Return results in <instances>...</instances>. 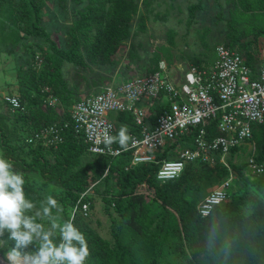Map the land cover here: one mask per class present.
I'll return each instance as SVG.
<instances>
[{"label":"trees","instance_id":"16d2710c","mask_svg":"<svg viewBox=\"0 0 264 264\" xmlns=\"http://www.w3.org/2000/svg\"><path fill=\"white\" fill-rule=\"evenodd\" d=\"M17 1L13 7H8L12 9V13L9 12L8 17L1 21V24L8 23V26L1 25L3 29L0 45L4 48L0 49V53L13 52L20 45L31 54V62L26 69L21 70L20 74L24 79L21 78L19 82L20 95H10L18 98L23 110L13 111L4 101L14 116V122L19 126L20 137L12 132L14 138L9 141L5 129L0 125L1 154L14 162V170L24 174L26 196L37 207L44 199L32 187L29 175L39 176L45 187L53 185L63 191L62 210L66 214L65 219H70L72 209L80 196L90 190L94 182H101L104 187L101 197L105 213L111 214V207L119 218L120 225L130 229L141 239L139 244L135 238L122 242L118 232L120 227L115 228L113 222V242L92 229L85 218L90 208L91 194L88 193L84 200L89 206L86 216L78 213L73 221L88 241L90 255L85 264H158L159 250L167 244L169 236L179 242L190 241L187 264H264V125H259L253 132L249 143L255 146V151L248 153L256 164L263 166V172L257 175L248 172L246 174L244 168L248 162L234 165L233 156L241 150L244 151L246 146L233 149L227 162L230 170L244 179L243 185L237 189L231 181L227 201L215 206L204 218L196 211L198 203L186 200V194L204 196L203 191L226 180L229 171L223 167L188 165L180 178L160 183L155 178L158 164L131 167V152H125L113 159L90 154L83 138L76 135L70 126L64 129V141L57 147L45 146L41 142H26L27 137L45 127L63 126L65 121H69L66 110L63 114L60 110L51 108L44 110L43 104L48 95L69 105L67 108L79 101L68 100L67 94L70 91L62 74L64 65L70 64L78 69L92 66L114 69L118 64L116 53L137 32L146 30L148 7L157 0H86L85 4L81 0H69L71 6L76 5L75 25L67 27L66 37L62 42L52 39L49 31L42 26L43 0ZM5 2L11 5L9 0ZM140 2L142 7L148 9L146 15L140 14ZM63 3L64 0L55 1L60 13L70 12ZM202 8V3L199 2L188 10L192 16ZM134 20L137 21L135 28ZM260 38H264V29L256 31L249 41H241L232 30L227 34L223 46L238 52L248 66L255 68L263 62L259 58L258 49L254 47ZM28 39H33L38 44L26 46ZM168 42L171 45L172 39ZM159 50L166 51L164 48ZM130 54L135 56L134 44L130 45ZM214 57L213 54L209 62L195 57L192 65L206 67L213 62ZM161 60V53L157 50L150 59L152 68L147 73L155 71ZM38 62L43 63L39 69L36 66ZM117 121L119 124L128 123L125 127L117 125L114 143L121 145L118 142V132L122 127L127 129L128 135L134 132L133 121L127 114H118ZM83 155L94 160L80 167V158ZM161 157L168 158L165 153L158 156V159ZM127 167L129 168L126 170ZM106 168L107 174L102 178ZM112 181L114 187L110 185ZM143 183L152 195L151 201L161 208L157 217L147 223L146 198L137 193L138 186ZM174 205L179 207L180 227L172 224L165 227V214ZM12 243L9 242V247ZM179 252H183L182 248H179ZM0 255L5 257L3 249H0Z\"/></svg>","mask_w":264,"mask_h":264},{"label":"built area","instance_id":"2783aa9c","mask_svg":"<svg viewBox=\"0 0 264 264\" xmlns=\"http://www.w3.org/2000/svg\"><path fill=\"white\" fill-rule=\"evenodd\" d=\"M214 56L206 67L190 65L183 77L174 80L169 75L171 67L161 60L152 73L105 86L80 99L66 109L69 121L63 126L45 127L26 142L57 147L70 126L83 138L90 154L113 159L131 152V167L158 164L155 178L160 183L180 178L188 165L223 167L229 171L228 178L196 206L198 215L207 217L215 206L227 201L233 179L227 162L231 151L247 146L256 128L264 125V57L252 68L238 52L223 45L215 48ZM4 100L13 111L23 110L18 98L6 96ZM44 103L55 109V99ZM57 110L63 114L65 109ZM118 114L130 115L133 121L134 132L124 146L107 140V136L114 138L117 125L128 124H119ZM162 153L168 158L158 159ZM245 170L257 175L263 166L250 158ZM90 190L80 196L70 218L86 214L84 200ZM137 193L151 196L145 183L138 186ZM0 264H8L6 257L0 255Z\"/></svg>","mask_w":264,"mask_h":264},{"label":"rangeland","instance_id":"374dc122","mask_svg":"<svg viewBox=\"0 0 264 264\" xmlns=\"http://www.w3.org/2000/svg\"><path fill=\"white\" fill-rule=\"evenodd\" d=\"M9 1L11 5L7 4L5 0H0V35L3 29L1 21L3 18L8 17V13L12 10L8 7H13L17 0ZM55 1H42L44 4L41 11L42 26L49 31L52 39L62 42L66 37L67 27L75 25L74 9L76 5L71 6L69 0H64L63 5L64 7H68L70 12L60 13L58 4L56 6ZM81 1L84 4L86 2V0ZM199 2L202 3L203 8L195 11L191 16L188 8L198 5ZM139 4L141 15H146L149 9L148 19L145 21L146 30L137 32L132 40H128L118 50L115 56L118 64L114 69L110 67L99 69L94 66L87 69H78L70 64L64 65L62 74L68 82L70 93L67 94V97L69 101L80 100L97 93L105 86L119 84L133 76L148 74V69L152 68L150 59L157 50L161 53L162 61L171 67L169 75L174 80L184 76L195 57L198 60L204 59L209 62L213 57L215 48L226 42L227 34H230L232 30L234 31V35L241 41H249L254 37L256 31L264 29V2L259 0H157L151 3L147 10L145 7H142V2ZM136 22L134 20L133 28H135ZM4 26L7 27L8 23ZM169 39H172L171 45L168 42ZM32 44H38V42L33 39L26 41V46ZM131 44L135 46L134 57L130 54ZM254 47L258 49L259 58H263L264 38L258 39ZM2 48L4 46L0 45V49ZM159 48H164L166 51H160ZM30 60L31 54L24 48H21L20 45L13 52L5 51L0 53V125L5 129L9 141H12L14 138L11 135L12 132L20 137L18 132L19 126L17 122H14V116L4 102V98L10 95H20L19 82L21 78L24 79L20 73L21 70L26 69L27 64L31 62ZM42 65V62H38L36 66L39 69ZM24 89L29 90L26 87ZM48 98L56 100L55 110L60 108L66 110L69 107V105L67 106L56 97L48 95L46 100ZM45 105L44 103L43 106ZM48 108L51 107L46 105L44 110ZM252 151H255V146L249 143L244 151L238 152L237 158H233V164L239 165L241 162H248L251 158L248 156V153ZM93 160L92 157L83 155L80 158V167L85 166ZM107 169L102 174V178L106 176ZM231 172L233 176L232 181L235 183L234 186L238 189L243 185L244 179L240 178L232 170ZM245 173L247 174L246 170ZM29 181L34 190L44 200L47 196H53L57 200L58 208L54 209L53 213L61 220H64L66 214L62 210L63 191L53 185L45 187L43 180L37 175H29ZM110 185L114 187V181ZM90 189V208L88 206V215L84 216H86L85 218L91 228L113 242L111 226L113 222L115 228L120 227L118 232L122 242L135 238L139 244L141 242L140 237L136 236L130 229H126L120 225L119 218L111 207V214L105 213L101 197V193L104 190L103 184L101 182H94ZM205 193L206 191H203V194ZM202 196L188 193L186 194V200L199 203ZM145 198V209L147 212L145 223H147L149 220L157 217L161 208H159L160 206L157 207L158 204L156 202L151 201L152 195L150 197L145 196ZM178 208V206L174 205L173 208L168 209L165 214V227L171 224L180 227ZM159 221L160 219H158ZM41 222L46 223L45 220H41ZM162 232H164V229ZM189 242L188 240H183L182 242L172 240L169 236L167 244L163 249L159 250L158 264H187L190 251ZM179 248H182V253L179 252ZM124 264L127 263L125 262Z\"/></svg>","mask_w":264,"mask_h":264},{"label":"clouds","instance_id":"9594fccd","mask_svg":"<svg viewBox=\"0 0 264 264\" xmlns=\"http://www.w3.org/2000/svg\"><path fill=\"white\" fill-rule=\"evenodd\" d=\"M11 102L17 104L15 99ZM129 139L122 127L118 142L124 146ZM107 140L111 144L114 138L107 136ZM25 183L14 162L0 154V249L8 264H85L90 255L88 241L73 223L75 215L64 220L55 215L58 202L53 196L37 207L27 198Z\"/></svg>","mask_w":264,"mask_h":264},{"label":"crops","instance_id":"0c3cea01","mask_svg":"<svg viewBox=\"0 0 264 264\" xmlns=\"http://www.w3.org/2000/svg\"><path fill=\"white\" fill-rule=\"evenodd\" d=\"M215 186H217V185H214L211 189H213ZM211 189H209L208 191H206V193L204 194V196L202 197V199L201 200H203V198L207 195V194H209L210 193V190Z\"/></svg>","mask_w":264,"mask_h":264}]
</instances>
